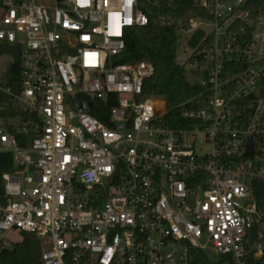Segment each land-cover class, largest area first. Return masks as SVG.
Returning <instances> with one entry per match:
<instances>
[{
  "label": "built area",
  "instance_id": "obj_1",
  "mask_svg": "<svg viewBox=\"0 0 264 264\" xmlns=\"http://www.w3.org/2000/svg\"><path fill=\"white\" fill-rule=\"evenodd\" d=\"M249 2L199 0L184 68L201 90L172 129L144 92L152 63L118 58L128 29L181 19L150 20L140 0H1L0 45L19 50L14 100L33 118L15 128L26 147L0 124L14 166L0 252L18 231L40 241L42 264H191L193 252L264 264V7Z\"/></svg>",
  "mask_w": 264,
  "mask_h": 264
},
{
  "label": "trees",
  "instance_id": "obj_2",
  "mask_svg": "<svg viewBox=\"0 0 264 264\" xmlns=\"http://www.w3.org/2000/svg\"><path fill=\"white\" fill-rule=\"evenodd\" d=\"M199 0H140V8L152 20L156 15L181 19L182 25L159 28L152 25L128 29L124 37L125 49L118 58L119 63L145 60L154 66V74L144 84V92L160 97L166 113L164 123L172 129L186 127L182 113L195 107L194 101L200 93L198 84L192 82L191 76L185 71L184 64L176 62L178 33L189 28L188 16L204 17V12L198 7ZM249 8L260 10L264 0H250ZM1 5V0H0ZM9 54L12 57L10 77L6 82L0 81V119L19 117L23 121L32 119L28 113L19 109L14 96L19 93L20 60L19 50L0 45V56ZM2 89V90H1ZM9 90L10 95L3 92ZM2 107V109H1ZM15 134L18 145L26 147L31 141V134L17 133L16 129L7 127ZM14 171L13 159L10 153L0 152V197L3 194L2 175ZM21 240L10 248L0 252V264H42L41 244L35 235L21 232ZM191 264H209L201 252L190 255Z\"/></svg>",
  "mask_w": 264,
  "mask_h": 264
},
{
  "label": "rangeland",
  "instance_id": "obj_3",
  "mask_svg": "<svg viewBox=\"0 0 264 264\" xmlns=\"http://www.w3.org/2000/svg\"><path fill=\"white\" fill-rule=\"evenodd\" d=\"M189 18H191L195 23H200V19L194 17V16H188ZM201 32L200 28H196L194 30H191L188 33H181L180 34V38L178 41V45H177V50H176V62L179 65H183L186 63L188 57L191 54L192 48L190 47V41L193 39V37L197 34ZM12 63V57L9 54H3L0 56V81L1 82H6L9 80L10 77V65ZM15 121L16 122H10L13 123L12 125L9 124L8 121H4L2 119L1 123L2 127H12L13 129L16 128V126L18 125V123H20L19 117H15ZM5 239L10 243V245L15 244L20 242L21 240V234L18 231H10L8 233H6L5 235ZM210 258L212 260H216L217 256L215 254H211Z\"/></svg>",
  "mask_w": 264,
  "mask_h": 264
},
{
  "label": "water",
  "instance_id": "obj_4",
  "mask_svg": "<svg viewBox=\"0 0 264 264\" xmlns=\"http://www.w3.org/2000/svg\"><path fill=\"white\" fill-rule=\"evenodd\" d=\"M196 27H197L196 23H192V24H191V28H192V29H195ZM206 30L209 31L208 28H207ZM200 36H201V32L197 33V34L193 37V39L190 41V45H191V46H194L195 43H196V40L199 39ZM78 106L81 107V108L86 109L88 112H90V110H91V106H90L89 104H84V103L79 102V103H78ZM251 153H252V147H251L250 144H248V145H247V154H251Z\"/></svg>",
  "mask_w": 264,
  "mask_h": 264
},
{
  "label": "crops",
  "instance_id": "obj_5",
  "mask_svg": "<svg viewBox=\"0 0 264 264\" xmlns=\"http://www.w3.org/2000/svg\"><path fill=\"white\" fill-rule=\"evenodd\" d=\"M15 120H16L15 118H9V119H7V120H5V121H8L9 124L12 125L13 123H10V122H16ZM0 123H1V120H0ZM18 124H19V123H18Z\"/></svg>",
  "mask_w": 264,
  "mask_h": 264
}]
</instances>
